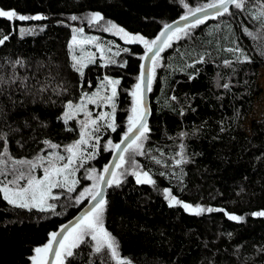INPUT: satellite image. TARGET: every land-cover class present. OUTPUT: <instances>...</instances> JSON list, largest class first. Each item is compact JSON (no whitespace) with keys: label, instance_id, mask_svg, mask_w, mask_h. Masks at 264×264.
<instances>
[{"label":"trees","instance_id":"trees-1","mask_svg":"<svg viewBox=\"0 0 264 264\" xmlns=\"http://www.w3.org/2000/svg\"><path fill=\"white\" fill-rule=\"evenodd\" d=\"M209 2L0 0L2 9L45 17L39 21L0 18V34H10L0 45V78L28 77L15 84H0V135L6 136L8 155L15 160L33 159L46 148L44 140L61 147L75 141L79 125L75 120L64 122V105L95 91L105 76L120 80L118 127L115 132L102 127L98 135L100 145L109 139L117 143L127 129L130 93L138 82L145 49L143 44L125 43L108 35L99 24L111 22L129 34L152 40L165 24ZM259 7L257 0H249L244 10L230 6L234 16L208 18L181 32L180 39L173 38L171 46L160 54L149 91L147 124L151 131L144 141L146 154L135 157L136 170L148 171L155 184H137L130 174L132 166L126 163L125 168L116 169L124 173L120 186H108L104 197V228L116 239L119 257L130 264H264V216L252 215L264 211V116L248 120L261 93L257 79L264 66V56L260 55L264 38L253 40L242 30L246 27L264 37V28L250 15ZM97 12L103 20L90 26L88 17ZM71 16L77 19L71 20ZM75 27H83L87 34L96 32L97 38L114 42V48L117 44L119 55L110 57L117 63L95 56L86 63L83 76L76 72L69 47ZM20 28L32 31L21 35ZM235 47L243 49L251 62H238L237 53L226 51ZM17 59L24 61V67L13 69ZM225 84L229 87H223ZM44 85L47 91L40 94L38 89ZM58 89L60 95L56 94ZM181 133L187 135L181 137ZM181 145L189 162L176 166ZM111 151L97 146L95 159L75 174L79 181L76 191L59 190L54 212L15 207L0 193V264H31L34 249L46 244L49 234L90 198L86 196L77 205L69 196L74 198L92 184L85 178L87 171L101 173ZM0 159L5 160L0 169L7 173V180L15 169L27 170V166L13 165L7 157ZM6 178L0 175V181ZM166 188L183 202L224 211L194 215L179 205L169 207ZM225 213L244 219L230 220ZM86 239L88 243L74 249L66 264H103L105 260L116 264L106 250L95 253V242Z\"/></svg>","mask_w":264,"mask_h":264},{"label":"snow or ice","instance_id":"snow-or-ice-1","mask_svg":"<svg viewBox=\"0 0 264 264\" xmlns=\"http://www.w3.org/2000/svg\"><path fill=\"white\" fill-rule=\"evenodd\" d=\"M181 2L183 3V0H181ZM248 2L249 0H210L209 3L203 6L189 9L186 15L180 17L181 21H187L189 16L196 17L190 24L186 23L183 27L177 28H173L171 24H165L163 30L153 40H148L139 34H129L123 28L111 22L108 23V26L104 27L103 30L106 32L110 29H115L117 33H121L122 38L129 44H143L145 53L141 59L147 58L151 61L150 65H141V74L140 77H138V83L130 93L132 96L131 114L128 116L127 129L119 143H113L112 140L109 139L106 144L100 145L101 137L98 135L102 127L110 129L112 132H115L118 127L116 121V98L118 95L117 86L120 84V80L109 76H105L102 81L104 89H110L109 95L102 96L98 90L92 94L85 93L78 103H74L71 100L65 103V111L62 119L66 124L70 120H76V117L81 113L85 116L83 121H77L79 125V138L73 141V143L63 146V151L67 153V155H63L56 151L61 148V145L53 143L50 140H44L42 143L46 148L41 149V152H45L46 149H52L53 151L47 152L45 155L38 153L33 159L15 160L8 155V141L6 136L0 135V141H3V151H0V157H7V160L11 161L13 165L27 166L26 171L15 169L11 180H7V173L3 169H0V175H4L6 178L4 181H0V193L3 194V199L7 201L8 204L15 207L27 209L36 208L41 212L55 211L57 205L55 203H49V201L59 200L60 195L54 194L52 191L53 189H63L69 194L76 191L75 186L79 181L77 179H72V177L75 176L80 168L84 167L88 160L95 159V152L89 151L90 148L95 149L97 146H102L105 151L109 149L119 150V152L114 153L118 156L119 162H113V168H109V166L106 165L102 172L97 175H93V173L96 172L95 169H89V174L85 178L93 180L94 182L89 187H85L82 191H79V194L74 198L69 196V199H74L77 205L81 203L82 199L88 196L90 197L88 202L92 204V207L77 219L75 223L70 222L69 225H65L60 232L50 233L47 243L34 249L35 255L30 257L32 264H66V260L74 256V249L88 243L86 237H90L91 241L95 242L93 246L95 253H101L103 249L107 251L110 255V259L115 261L116 264H130V262L119 257L116 239L104 228L103 217L106 201L104 199L103 189L99 187V183L102 182L109 187H119L121 184L120 177L124 175V173H118L116 169L125 168V164L127 163L132 166L133 170L130 174L135 176L137 184H155V181L148 171L136 170L137 162L135 157L146 154L144 141L148 140L151 130L146 121L147 108L144 106L143 91L152 90L153 75L160 54L164 51L165 47L171 46L173 38L180 39L181 32L186 33L188 29L203 24L209 17L215 19L225 15L234 16L235 13L230 11L229 5L236 10H244ZM257 3L260 4L257 13H250V15L253 20L259 21L261 28H264V2L257 0ZM184 7L188 8V5L185 4ZM209 9H213L214 11L209 12ZM197 13H203L204 15L197 17ZM0 18H6L8 21H39L45 19V17L41 15L27 16L18 14L15 10L3 9H0ZM70 19L76 20L77 17L71 16ZM101 20H103V17L98 12L92 13L90 17H88V23L90 25ZM242 30L245 35L253 40L264 38L259 37L257 33H253L246 27ZM31 31V29L20 28L21 35L30 33ZM73 31L82 33L83 29H73ZM9 38L10 34H0V45H4ZM95 39V37L78 39L76 35H73L69 47L71 48L73 45L80 46L83 44H90ZM96 50L99 52L103 51L99 44L96 45ZM123 51L127 52L128 49L125 48ZM226 51L237 53L236 59L238 62H251L250 58L244 55V51L240 47L226 49ZM149 53H151V55H149ZM115 55L118 56L119 52H116ZM260 55L264 56V50L260 51ZM72 59L74 61L73 69L83 76V70L87 67V64L83 62V57L73 56ZM87 59L88 62H92L94 60V55L89 54ZM108 62L110 64L117 63V61L110 57L108 58ZM225 64L230 65L231 62L225 61ZM17 65L24 67V61L17 59L12 64L13 69H15ZM119 66L124 67V64H120ZM27 79L28 77L21 78L13 75L10 80L7 81L0 78V84L11 85L15 84L17 80L22 82ZM142 84H146V89L142 87ZM21 86H24L23 83H21ZM223 87L228 88L229 85L225 84ZM46 91L47 85L41 86L38 89L40 94ZM63 91H66V89H63ZM56 94L60 95L61 90L58 89ZM98 101L109 106L111 112L101 111L93 117L87 105H95ZM67 130L73 131L71 128ZM180 135L183 137L187 134L181 133ZM91 141H94V143H90ZM125 154L128 155L126 156ZM177 155L181 158L175 160L176 166L189 162L183 155V145H181V152L177 153ZM4 163L5 160L0 159V165ZM156 163L159 164L160 160H156ZM38 169L42 170V176L34 174ZM105 173L108 175L106 176ZM161 175H163V173H161ZM21 181L26 182L21 183ZM164 194L165 198L169 200V207L179 205L183 207L185 211L194 215H200L205 211L209 213L213 211H224V209L204 208L200 205L193 207L171 195L167 188L164 189ZM225 214L228 216V219L237 222L244 219L242 216L229 213ZM252 215L264 216V211L255 212ZM54 242L56 244L55 247H53ZM49 253L53 256L51 260L48 259ZM103 264H108V261L105 260Z\"/></svg>","mask_w":264,"mask_h":264},{"label":"rangeland","instance_id":"rangeland-1","mask_svg":"<svg viewBox=\"0 0 264 264\" xmlns=\"http://www.w3.org/2000/svg\"><path fill=\"white\" fill-rule=\"evenodd\" d=\"M0 9H2V8H0ZM3 10H5V9H3ZM36 15H39V14H36ZM27 16H29V15H27ZM30 16H34V15H30ZM108 23L109 22H105L102 25L99 24L101 30H103L104 27L108 26ZM95 25L96 24H91L90 26H95ZM81 28L83 29V27H80V28L75 27L74 29H81ZM92 29H95V27H92ZM104 32H106V31H104ZM106 33L108 35H112V36H115V37H119L122 42L127 43L126 40L124 38H122V34L121 33H117L115 29H110ZM95 34L96 35H94V34H87L84 31L82 33L74 32L73 31V35H76L78 39L92 38V37H95L96 39L92 43H90V44H83V45H80V46L73 45L70 48L71 54H72V58H73V56H77V57H81L82 56L83 57V62L86 64L88 62L87 57L89 56V54H93L94 57L95 56H98V57L101 58V60L103 62H107V60H108L109 57H113L114 54L119 51L117 49V44H115V48H114V46H112L114 42H111L110 40H104V39L97 38V33L95 32ZM97 44H99L100 47L103 49L102 52H99V51L96 50V45ZM258 75L259 76H258V79H257V83H258V85L261 88V93L255 99L253 112L249 116L248 120H250L252 118H259L261 116H264V66L259 70V74ZM102 81L103 80H101V82L94 89L95 91H93L91 93H88V94L95 93V92H97L99 90L100 91V94L102 96L103 95H109L110 94V89L105 90L104 87H103V85H102ZM79 101L80 100H78L77 102H74V103H78ZM87 108H88L89 111L92 112L93 117L95 115H97L101 111L111 112V108L109 106H107L106 104H104L103 102H100V101H98L97 104H95V105H92V104L87 105ZM62 116H63V114H62ZM84 119H85V116L83 115V113H81V114H79L76 117L75 123H77V121H82ZM78 138H79V132H78V136H77V138L75 140H77ZM51 151H53V150L52 149H48L45 152H43L41 155H45L47 152H51ZM56 151L60 152L63 155H67V153H65L63 151V147H61L60 149H57ZM89 151H94L96 153L97 147L95 149H91L90 148ZM34 174L35 175H38V176H42L43 175V172H42V170L38 169ZM88 174H89V172L87 171V175ZM93 175H96V174L93 173ZM12 178H13V176L11 177V179ZM72 179H76V177L74 176V177H72ZM91 181H92V183L94 182L93 180H91ZM25 182L26 181H21V183H25ZM59 190L60 189H53L52 191H53L54 194L59 195ZM49 203H53V201L50 200ZM184 203H186V202H184ZM190 205H192V204H190ZM192 206L195 207L196 205H192ZM229 214H232V213H229ZM234 215H236V214H234ZM34 255H35V252L33 253L32 256H34ZM31 264H32V261H31Z\"/></svg>","mask_w":264,"mask_h":264},{"label":"water","instance_id":"water-1","mask_svg":"<svg viewBox=\"0 0 264 264\" xmlns=\"http://www.w3.org/2000/svg\"><path fill=\"white\" fill-rule=\"evenodd\" d=\"M230 6L231 5H229V7ZM208 11L209 12H212L214 10L213 9H209ZM184 15H186V14H184ZM201 15H204V14L203 13H197V17H199ZM195 18L196 17L189 16V18H188L187 21H181L180 20V17H178V18L172 20L171 22H169L168 24L173 25V28L183 27L184 24H186V23L190 24ZM163 28L164 27H162L160 29V31L157 33V35L163 30ZM157 35L153 39H155L157 37ZM162 39H164V38H162ZM144 53H143V56H144ZM149 55H151V53H149ZM142 64L150 65L151 64V61L148 60L147 58L141 59L140 66H139L140 68H139V76L138 77H140V74H141V65ZM142 87H144L146 89V84H142ZM143 101H144V106L147 108L146 121L148 123L149 116H150V104H149V91H147V90H144L143 91ZM120 140H121V138H120ZM120 140L117 143H119ZM115 152H119V150L118 149H112L111 154L109 156V159H108L107 163L105 164V166L107 165V166H109V168H113L114 167V163L113 162H117V163L119 162L118 156L114 154ZM104 167H103V169H104ZM105 175L107 176L108 174L105 173ZM99 187L103 189V195L105 197L106 189H107L108 186H106L105 184H103L102 182H100L99 183ZM89 199L86 201V203L79 209V211L73 217H71L69 220H67L65 223H63L55 232H60L61 229L65 225H69L70 222L75 223V221L77 219H79L86 211H88V209H90L92 207V204H90L88 202ZM55 246H56V244L54 242L53 247H55ZM52 258H53L52 254L49 253L48 254V259L51 260Z\"/></svg>","mask_w":264,"mask_h":264}]
</instances>
